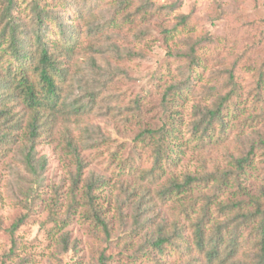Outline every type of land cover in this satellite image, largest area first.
I'll return each instance as SVG.
<instances>
[{
	"label": "trees",
	"instance_id": "16d2710c",
	"mask_svg": "<svg viewBox=\"0 0 264 264\" xmlns=\"http://www.w3.org/2000/svg\"><path fill=\"white\" fill-rule=\"evenodd\" d=\"M55 1L62 7V15L51 10L48 0H32L24 11L19 7V0H0V165L16 149L36 185L45 166V159L36 157V148L43 138L59 143L63 152L71 155L78 177L86 167L80 152L87 149L88 138L75 139L72 125L84 123L95 111L98 88L107 87L100 76L91 79L87 74L97 65L88 54L96 53L99 42L110 40L109 33L124 29L132 34L134 41L144 43L152 37L148 27H152L153 20L179 8L177 2L160 8L156 4L158 0H139L137 6L135 0L111 3L100 0L90 7L88 0ZM190 20V15L177 14L171 28L159 26L165 45L169 47L170 42L178 39L185 46L187 34L196 30ZM189 39L192 42L193 38ZM177 48L170 50L169 47L165 66L154 77L161 114L148 118L140 99L131 103L130 114L126 115L127 110L122 112L125 125H136L137 134L131 140L132 157L121 161L115 172L136 178L139 187L151 188L155 193L162 176L176 167L177 156L182 154L177 145L183 124L178 107L192 94L193 75L201 64L195 55L196 46L192 45L188 51ZM82 57L87 60L85 67L78 65ZM233 70L227 71L228 91L212 106L199 109L200 118L194 116L187 132L189 137L182 146L200 143L204 148L214 142L227 143L223 114L232 106L234 112L228 116L236 118L235 113L239 112L245 124L250 119L251 123L255 120L262 123V113L254 114L255 106L247 116L241 110L239 101L245 92L236 69ZM257 78L256 91L250 97L264 102V70ZM80 88L81 97H77L75 91ZM257 104L258 110L264 111L260 102ZM61 128L65 131L59 135ZM98 140L105 146L110 142L100 136L93 139L94 145ZM261 142L264 150V141ZM122 147L117 148L119 155ZM255 153L253 145L246 155L239 156L226 168L216 167L212 172L189 175L182 181L167 178L156 196L162 203H172L174 221L157 226L146 241L147 248L161 260L185 261L187 253L195 251L203 264H264V185L257 194H252L243 180ZM95 187L94 183L87 185L85 205L92 211L95 224L109 235L107 223L95 209L92 195ZM24 221L25 217L20 218L12 232ZM147 225L148 221L144 220L141 228ZM187 234L193 238L192 244L189 250L181 251L182 247L188 248L183 244Z\"/></svg>",
	"mask_w": 264,
	"mask_h": 264
},
{
	"label": "rangeland",
	"instance_id": "374dc122",
	"mask_svg": "<svg viewBox=\"0 0 264 264\" xmlns=\"http://www.w3.org/2000/svg\"><path fill=\"white\" fill-rule=\"evenodd\" d=\"M30 1L19 0L20 9L24 11ZM88 1L90 7L100 0ZM112 1L103 0L104 3ZM173 2L179 5L178 10L157 16L152 27H148L152 37L150 35L144 43L134 41L132 34L124 29L109 33L110 40L99 42L96 53L88 54L97 65L87 74L91 79L100 76L107 87L98 88L95 111L84 123L72 125L75 139L88 138L87 149L81 148L80 152L86 164L80 177L71 155H66L59 143H50L47 138L36 148V157L45 159L38 185L25 170L16 149L0 165V264H203L202 258L192 250L185 261L180 258L161 260L146 246L157 226L174 221L172 203H162L156 196L167 178L182 181L186 176H199L216 167L226 168L254 145L256 153L244 174V185L252 194H257L264 185L261 142L264 141V119L262 123L256 120L251 123L250 119L245 124L239 112L235 113L238 119L234 115L230 117L235 109L232 106L223 114L227 143L214 142L204 148L200 143L182 146L189 137L187 132L194 116L200 118L199 109L212 106L228 91L227 71L236 69L240 78L245 96L239 103L244 114H250L255 106L254 114L257 116L260 111L264 118V111L258 110L257 104L260 102L264 109V102L250 97L256 91L260 71L264 70V0H158L156 4L162 8ZM47 4L51 10L63 14L55 0H48ZM177 14L190 15V24H195L196 30L187 34L185 46L178 43V39L170 42V50L178 47L188 51L192 45L196 46L195 55L201 64L193 75L192 94L178 107L183 124L177 145L182 154L177 156L176 167L162 176L155 193L151 188L139 187L134 177L119 176L115 168L132 157L131 140L137 134L136 125H125L122 112L127 110L126 115L130 114L131 103L140 99L148 118L161 114L154 77L164 68L169 47L164 43L159 26L171 28ZM130 53L133 57H129ZM86 62L82 57L78 65L85 67ZM75 92L81 97V88ZM220 130L218 127L219 135ZM59 131L61 135L65 130ZM100 136L110 140L108 145L100 140L94 145L93 139ZM118 146H123L120 155L116 153ZM113 154L118 159L112 157ZM89 183L96 185L92 191L93 202L108 225L109 235L95 224L92 211L85 205ZM23 217L24 223L12 232V227ZM144 220L148 225L141 228ZM186 236L183 244L188 248L182 247L181 251L189 250L192 244L193 238Z\"/></svg>",
	"mask_w": 264,
	"mask_h": 264
}]
</instances>
